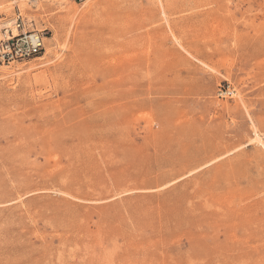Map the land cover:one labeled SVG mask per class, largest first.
I'll return each instance as SVG.
<instances>
[{
	"label": "rangeland",
	"instance_id": "obj_1",
	"mask_svg": "<svg viewBox=\"0 0 264 264\" xmlns=\"http://www.w3.org/2000/svg\"><path fill=\"white\" fill-rule=\"evenodd\" d=\"M0 264H264V0H0Z\"/></svg>",
	"mask_w": 264,
	"mask_h": 264
},
{
	"label": "built area",
	"instance_id": "obj_2",
	"mask_svg": "<svg viewBox=\"0 0 264 264\" xmlns=\"http://www.w3.org/2000/svg\"><path fill=\"white\" fill-rule=\"evenodd\" d=\"M21 17L16 21L17 34L4 29L0 39V67L15 62L27 61L41 54L44 49V36L40 32H20Z\"/></svg>",
	"mask_w": 264,
	"mask_h": 264
},
{
	"label": "bare ground",
	"instance_id": "obj_3",
	"mask_svg": "<svg viewBox=\"0 0 264 264\" xmlns=\"http://www.w3.org/2000/svg\"><path fill=\"white\" fill-rule=\"evenodd\" d=\"M18 33V31L17 30H15V33L14 34H17Z\"/></svg>",
	"mask_w": 264,
	"mask_h": 264
}]
</instances>
